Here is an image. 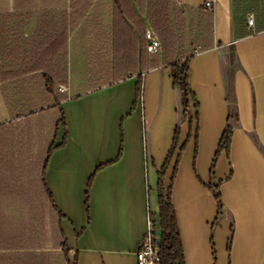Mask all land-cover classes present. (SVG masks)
Listing matches in <instances>:
<instances>
[{"label": "crops", "instance_id": "1", "mask_svg": "<svg viewBox=\"0 0 264 264\" xmlns=\"http://www.w3.org/2000/svg\"><path fill=\"white\" fill-rule=\"evenodd\" d=\"M72 1L0 0V264H137L175 171L185 264H264V0H164L186 19L168 60L195 53L187 113L151 0Z\"/></svg>", "mask_w": 264, "mask_h": 264}, {"label": "trees", "instance_id": "2", "mask_svg": "<svg viewBox=\"0 0 264 264\" xmlns=\"http://www.w3.org/2000/svg\"><path fill=\"white\" fill-rule=\"evenodd\" d=\"M89 0H73L72 6L75 11H83L86 6L89 5ZM115 5L117 7V12L119 14H123L122 11V3L119 0H115ZM149 8V22L156 33V35L160 38V41L163 45L164 52V61L168 63V65L172 69V79L174 88H178L182 92V103L184 112H188L189 108V95L191 94L188 78H189V66L190 61L195 55V53L190 56L186 61L177 60V61H169L168 57L176 52L181 43H184V32L186 26V19L177 12L170 3L164 0H151L148 5ZM173 18L176 21V25L173 24ZM192 31L190 30L188 43L192 46L195 37L192 36ZM65 56V52L61 53V58ZM6 78L0 75V82H3ZM61 124L65 125L64 118H61ZM178 130L176 131L174 138L173 149L167 159L168 162L172 159L173 153L178 142ZM232 137V129L230 126L227 127L225 132L222 135L218 151L215 156V160L211 169V178L214 175V167L216 164V160L218 159L220 153L226 151L229 154L230 150V142ZM66 142V138L63 143L59 146L62 147ZM54 148H51V151ZM176 174V171H175ZM175 174L171 181V186L166 188L163 184L164 173H159V183H158V200H159V228H160V244H159V256L161 260V264H185L182 241L179 233L177 217L175 213V209L171 202V191H172V183L175 177ZM92 180L90 181L89 188L91 186ZM209 190L212 192L215 200L219 205V211L222 214V202L221 195L219 193V187L215 186L213 183L210 184ZM85 206L88 211L89 209V192L86 194ZM231 240L229 241L228 249L230 250ZM61 251L63 254V258L67 257V246L66 242H64L61 246Z\"/></svg>", "mask_w": 264, "mask_h": 264}, {"label": "built area", "instance_id": "3", "mask_svg": "<svg viewBox=\"0 0 264 264\" xmlns=\"http://www.w3.org/2000/svg\"><path fill=\"white\" fill-rule=\"evenodd\" d=\"M205 8L209 12L215 11L214 2L205 4ZM249 27L254 26V18L250 16L247 20ZM147 41V50L151 55H159L161 53V43L152 30H147L145 34ZM62 93L67 92L64 86L59 87ZM160 233L156 221L149 215L148 229L140 244V248L136 254L137 264H161L159 256Z\"/></svg>", "mask_w": 264, "mask_h": 264}]
</instances>
